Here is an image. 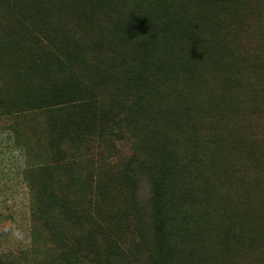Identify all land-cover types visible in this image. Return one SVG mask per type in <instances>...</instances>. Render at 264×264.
I'll list each match as a JSON object with an SVG mask.
<instances>
[{"label":"trees","instance_id":"trees-1","mask_svg":"<svg viewBox=\"0 0 264 264\" xmlns=\"http://www.w3.org/2000/svg\"><path fill=\"white\" fill-rule=\"evenodd\" d=\"M206 1L0 0V120L43 118L47 155L38 161L10 125L7 149L26 161L29 240L0 249V264H264L253 181L235 178L238 155L260 154L236 121L239 97L264 88L241 86L222 51L204 47L202 29L227 49L233 25ZM253 2L264 21V0ZM97 143L107 157L84 167ZM214 182L244 188L240 204L221 197L231 222L212 214Z\"/></svg>","mask_w":264,"mask_h":264},{"label":"rangeland","instance_id":"rangeland-1","mask_svg":"<svg viewBox=\"0 0 264 264\" xmlns=\"http://www.w3.org/2000/svg\"><path fill=\"white\" fill-rule=\"evenodd\" d=\"M253 1L237 0L227 3L207 0L205 4L208 5L210 13L215 15V19L218 18L220 25L225 20L233 25L229 27L231 30L226 33L229 43L227 49L220 39H213V42L207 34L206 28L202 29L204 37H200V40L206 49L215 51L217 56L218 52L222 51L223 56L228 58V62L223 66L235 70L236 74L239 72L242 79L241 86L252 81L254 86L264 88V21ZM239 99L244 100L246 106L242 117L236 121L240 122L243 133L250 139H254V150L255 152L259 151L260 154L249 157L238 155L240 170L235 174V178H239L242 182L246 179L253 181V201L250 203V210L259 221V231L264 235V183L256 182V179H264V91L258 96L250 98L251 100L245 99L243 96H240ZM14 122L18 123L22 136L30 140L38 157L37 160H41L40 162L43 164L47 161V155L44 141H42L45 129L43 118L38 115H26L19 119L0 120V249H11L17 252L29 240L27 223L30 217V201L22 177V170L26 165L25 158L21 157L18 152L15 151L14 154L7 149L6 137L9 134L14 135L10 130V125ZM128 139L118 145L124 155L131 153L134 145L136 146L139 142L138 138ZM104 157H107L106 149L102 144L97 143L91 147L88 159L83 165L96 168ZM140 180L139 196L142 200H146L150 186L143 177ZM243 189L238 185L227 187L221 182L211 183V189L206 192L214 199L213 203H216L212 214L215 212L214 215L216 214L218 223H228L234 219L229 212L220 211L221 197L233 195L234 201L238 202V190ZM251 212L250 214H252ZM218 229H213L215 237L218 235ZM255 236L260 238L256 233ZM261 254V257L264 258V251Z\"/></svg>","mask_w":264,"mask_h":264}]
</instances>
